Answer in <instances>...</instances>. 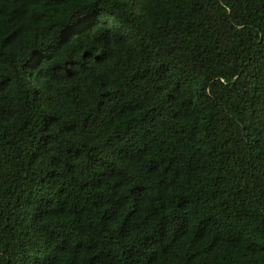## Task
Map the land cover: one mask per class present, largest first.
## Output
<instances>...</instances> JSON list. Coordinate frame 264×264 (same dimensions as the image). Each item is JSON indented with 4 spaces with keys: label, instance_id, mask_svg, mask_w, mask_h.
Instances as JSON below:
<instances>
[{
    "label": "trees",
    "instance_id": "16d2710c",
    "mask_svg": "<svg viewBox=\"0 0 264 264\" xmlns=\"http://www.w3.org/2000/svg\"><path fill=\"white\" fill-rule=\"evenodd\" d=\"M0 264H264V0H0Z\"/></svg>",
    "mask_w": 264,
    "mask_h": 264
}]
</instances>
